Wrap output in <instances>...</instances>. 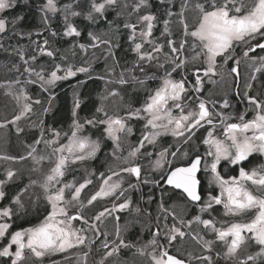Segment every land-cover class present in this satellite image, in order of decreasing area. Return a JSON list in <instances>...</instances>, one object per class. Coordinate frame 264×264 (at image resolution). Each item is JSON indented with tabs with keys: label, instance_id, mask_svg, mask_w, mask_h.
I'll use <instances>...</instances> for the list:
<instances>
[{
	"label": "rangeland",
	"instance_id": "rangeland-1",
	"mask_svg": "<svg viewBox=\"0 0 264 264\" xmlns=\"http://www.w3.org/2000/svg\"><path fill=\"white\" fill-rule=\"evenodd\" d=\"M17 1L0 0V197L9 183L32 174L35 180L21 187L14 198L15 208H0V237L8 233L14 215L32 214L24 213L27 206L40 218L8 237L4 250L12 256L7 264H155L144 237L149 227L140 221L134 224L139 229L130 225L134 214L129 202L132 167L137 163L139 171L160 175L167 157L156 140L180 132L196 114L187 104L178 113L161 108L175 75L203 66L213 71L217 77L209 76L213 87L207 98L215 113L221 112L217 107L223 97L230 96L235 80L232 72L213 68L211 34L224 8H237V2L67 0L60 5L61 0H39L42 27L24 32L21 20L3 15ZM153 5L162 10L163 19H157ZM111 11L115 16L110 23L115 28L109 32L102 19ZM83 18H93L100 27L91 32L89 45L72 43L59 48L53 39L55 31L44 32L43 27L62 22L58 33L74 42L80 32L77 20L83 25ZM122 36L127 46L119 50ZM78 75L102 80L93 116L77 115L83 102L78 97L86 81L82 79L72 86L70 123L48 126L46 119L57 117L60 97L55 89ZM134 89L145 94L136 108L133 102L140 95ZM164 90L166 97L156 101ZM177 103L174 100L168 106L178 107ZM170 137L176 143V135ZM210 148L214 159L227 152L224 141ZM180 157L176 154L174 159ZM189 208L177 202L167 211L183 217ZM74 214L78 218L72 219ZM131 235L137 236L139 250L126 255L133 249ZM85 238L87 244H83ZM21 245L35 257L23 261L15 257Z\"/></svg>",
	"mask_w": 264,
	"mask_h": 264
},
{
	"label": "flooded vegetation",
	"instance_id": "flooded-vegetation-1",
	"mask_svg": "<svg viewBox=\"0 0 264 264\" xmlns=\"http://www.w3.org/2000/svg\"><path fill=\"white\" fill-rule=\"evenodd\" d=\"M235 1L237 8L225 7L211 34L214 43L209 52L214 55L213 68L232 72L235 80L230 96L223 97L217 107L222 108L221 112L215 113L207 98L213 87L209 76L217 77L213 71L207 72L203 66L175 75L169 83L170 96L161 108L178 113L187 104L196 114L192 113V121L180 132L156 140L167 157L160 175L139 171L137 163L132 167L129 202L134 214L130 215V225L131 229H139L134 224L140 221L149 227L144 236L149 254L162 260L157 263L152 259L155 264H166L167 254L184 264H264V0ZM165 97L164 90L156 101ZM174 100H178L179 109L168 106ZM200 129L203 131L199 132ZM172 135H176V143ZM218 140L225 142L227 152L214 159L210 147ZM176 154L181 157L174 159ZM195 158H200L199 201L190 200L167 179L173 168L188 166ZM169 159L174 160L168 163ZM177 202L190 207L183 217L167 211ZM47 209L49 212V206ZM195 216L199 218L195 220ZM15 217L8 233L0 237V264H7L12 256L4 250L8 237L35 224L12 229ZM97 240L98 237L92 243ZM129 242L133 249L126 255L139 250L137 239ZM83 244H87L86 238ZM15 257L23 261L35 255L22 249Z\"/></svg>",
	"mask_w": 264,
	"mask_h": 264
},
{
	"label": "trees",
	"instance_id": "trees-1",
	"mask_svg": "<svg viewBox=\"0 0 264 264\" xmlns=\"http://www.w3.org/2000/svg\"><path fill=\"white\" fill-rule=\"evenodd\" d=\"M62 3L60 5L64 4L63 1L67 0H61ZM85 1V0H84ZM90 1V0H89ZM154 0L152 1V3ZM160 4V3H159ZM90 4L87 2L86 3V11L88 10V6ZM162 5V4H161ZM40 1L39 0H20L14 3L9 9H6L3 12V15L8 18H18L20 21V27L24 30V32H29L35 29H38L39 27H42V23L40 22ZM153 10L156 13L157 19H163V13L161 9H156L154 8L153 5ZM115 12L111 11L107 16L102 19L104 21V27L105 29H108L109 32L113 31L114 25L110 23V21L114 18ZM81 20H77V25L80 27V32L78 36H75L73 38L74 42L70 41L69 39H66L65 37L63 38L60 33L62 30V22H52L48 26L43 27L44 32L48 34H52V31H55V34L53 36L54 42L56 46L59 48L67 47V45H71L72 43L74 46H79L81 44L84 45H89L91 42V32L94 30H99L100 27L95 26V20L93 18L85 20L83 18V25L80 24ZM121 46L119 50H122L127 46V40L125 41L124 36H122ZM118 50V52H119ZM43 60H46L45 57ZM86 80L83 88L80 91L78 100H83L82 104L78 105V111L77 115L83 118H90L94 114V109H96V96L95 94L97 91L102 89V80L100 78L96 77H91V78H85L84 76L82 77L81 75H78L72 79L66 80L64 82H61L58 87L55 89V94H57L60 97V101L58 102V105L56 107V119L52 121L50 118L46 119V124L48 126L51 125V123L54 125V128L58 127H67V125L71 121V103L70 99L71 98V91H72V86L73 84L81 81V80ZM151 82V81H148ZM153 84V83H150ZM130 89V88H129ZM35 90V89H33ZM128 92V90H127ZM135 93H139L140 97H136V101L133 102L134 108L138 107L141 102V94L143 95L144 93L138 92V90L134 89ZM145 95V94H144ZM128 97V93L124 95V98ZM47 126V127H48ZM35 176L32 174L30 176L23 177L21 181H18L16 183H9L5 186L4 193L5 195L0 201V208L4 207H14V198L18 196L22 191L21 187L25 186L26 183H29L30 181H34ZM18 209V207H17ZM24 213H32L31 215H27L23 218L20 217H15L16 221L13 225L12 229H17L19 227H25L29 223H36L37 220L40 218L38 217V214L34 215L33 214V209L31 207H26ZM18 219V220H17ZM129 239H137L136 237H132V235L129 237ZM1 246V243H0Z\"/></svg>",
	"mask_w": 264,
	"mask_h": 264
},
{
	"label": "water",
	"instance_id": "water-1",
	"mask_svg": "<svg viewBox=\"0 0 264 264\" xmlns=\"http://www.w3.org/2000/svg\"><path fill=\"white\" fill-rule=\"evenodd\" d=\"M199 166L200 158H195L188 166L173 168L167 176L168 181H170L169 184H174L177 188L184 191L192 201L200 200L198 193L199 180L197 178ZM137 169V167L133 168L134 171H137ZM166 264H184V261L172 254H167Z\"/></svg>",
	"mask_w": 264,
	"mask_h": 264
}]
</instances>
